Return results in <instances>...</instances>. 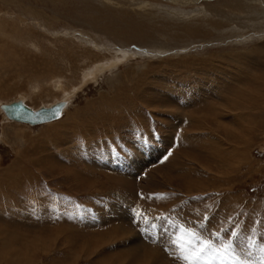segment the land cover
<instances>
[{"label":"rangeland","instance_id":"rangeland-1","mask_svg":"<svg viewBox=\"0 0 264 264\" xmlns=\"http://www.w3.org/2000/svg\"><path fill=\"white\" fill-rule=\"evenodd\" d=\"M111 1L0 0V21L6 18L0 22V105L24 98L38 109L65 95L72 99L49 125L23 126L0 115V264H185L178 246H187L189 237L181 228L204 237L235 228L238 245L248 239L264 245V109L258 119L248 112L252 121L245 123L244 105L227 88L238 85L233 75H250L255 64H262L257 74L264 82L263 58L233 59L264 50V35L246 34L245 43L229 35L239 14L229 7L238 0H191L197 4L186 7L146 0L159 10L141 14L132 0ZM162 10L183 11L186 18L173 20ZM83 35L108 41L112 54L127 47L148 55L88 79L94 65L79 43ZM182 49L185 62L172 53L160 57ZM198 64L210 67L204 72ZM146 72L151 90L145 92ZM224 124L235 129V140ZM28 242L38 247H24ZM253 253L245 259L259 264ZM198 264L217 262L205 257Z\"/></svg>","mask_w":264,"mask_h":264},{"label":"bare ground","instance_id":"bare-ground-1","mask_svg":"<svg viewBox=\"0 0 264 264\" xmlns=\"http://www.w3.org/2000/svg\"><path fill=\"white\" fill-rule=\"evenodd\" d=\"M66 1V0H65ZM98 1V0H97ZM106 1V0H105ZM108 1V0H107ZM113 1V0H112ZM111 1V2H112ZM119 1V0H118ZM154 1V0H153ZM160 1V0H159ZM164 1H166V0H164ZM168 1H170V0H168ZM171 1H173V3L175 4V5H178V6H182V7H186V6H189V5H196L197 4V1H191V0H171ZM204 1V0H203ZM56 2V1H55ZM61 2V1H60ZM86 2V1H85ZM102 2H103V0H102ZM132 2H133V5L135 6V10H134V13H137V14H141L140 12H144V13H147V9H149L150 8V10L152 11L153 9L154 10H159V7L158 6H156L155 4L153 5L152 4V2L151 1H143V2H140V1H138V0H132ZM204 2H207L206 0L204 1ZM105 3V2H104ZM172 3V4H173ZM201 3H203V2H201ZM236 3V5L235 6H233V7H231L230 5V7L229 8H231L232 9V11H233V13L235 12V11H237V13H239V14H236V17L234 16V18H233V20L231 21L230 19V22H229V24L231 23V25H229V31L230 32H228L229 33V35H231V36H233V37H235V36H239L238 38H234L235 40H240V41H242V42H244V41H247V40H249V38H251V37H261L262 36V34L264 35V0H238V1H236L235 2ZM234 3V4H235ZM55 4V3H54ZM98 4V3H97ZM113 4V3H112ZM199 4V3H198ZM103 5H105V4H103ZM111 5V4H110ZM116 5H118V4H116ZM203 5V4H202ZM223 5V4H222ZM108 6H109V4H108ZM113 6V5H112ZM218 6H219V4H218ZM100 7V6H99ZM125 7H127V6H125ZM202 7V6H201ZM205 7H207L208 9H214L215 10V8H217V6L215 7V6H213V5H209V4H205ZM221 7H223V6H221ZM102 8V7H101ZM111 8H113V7H111ZM203 8V7H202ZM93 9V8H92ZM91 9V10H92ZM98 9V8H97ZM162 9H164V8H162ZM167 9V8H166ZM175 9H177V8H175ZM196 9V8H195ZM231 9H229V10H231ZM95 10V9H94ZM102 10H103V8H102ZM130 10H132V9H130ZM149 10V11H150ZM172 10V9H171ZM178 10V9H177ZM188 10V9H187ZM194 10V9H193ZM140 11V12H139ZM162 11H164V12H166L167 14H168V17H171V19H173V20H179V18H183V17H185L186 18V15L184 14L183 15V11L182 12H177V11H166V10H162ZM181 11V10H180ZM189 11V10H188ZM197 11V10H196ZM211 11V10H210ZM220 11V10H219ZM225 11V10H224ZM88 12V11H87ZM156 12V11H155ZM197 12H201V11H197ZM213 12H216V11H213ZM33 13V12H32ZM46 13V12H45ZM149 13V12H148ZM157 13V12H156ZM192 13H193V11H192ZM194 13H196L195 11H194ZM207 13V12H206ZM231 13V12H230ZM34 14V13H33ZM99 14V13H98ZM101 14V13H100ZM103 14V13H102ZM105 14V13H104ZM152 14V13H151ZM157 14H160V13H157ZM201 14V13H200ZM205 14V13H204ZM202 15V14H201ZM205 15H207V14H205ZM4 16V15H3ZM34 16V15H33ZM54 16V15H53ZM102 16V15H101ZM132 16V15H131ZM146 16V15H145ZM147 16H148V14H147ZM154 16V15H153ZM155 16H156V14H155ZM211 16V15H210ZM18 17V16H17ZM16 17V18H17ZM21 17H23L22 15H21ZM34 17H37V18H39V16L38 15H36V16H34ZM87 17V16H86ZM104 17H106V16H104ZM115 17V16H114ZM113 17V18H114ZM128 17H129V15H128ZM142 17V16H141ZM168 17H166V18H168ZM205 16H203L202 18H204ZM222 17V16H221ZM2 18V17H1ZM47 18V17H46ZM56 18V17H55ZM55 18H47V20H49V21H51V20H54ZM88 18V17H87ZM87 18H85V19H87ZM120 18V17H119ZM140 18V17H139ZM187 18H188V16H187ZM115 19V18H114ZM129 19V18H128ZM145 19H148V17L147 18H145ZM4 20V19H3ZM3 20H1V21H3ZM5 20H6V18H5ZM4 20V21H5ZM32 20V19H31ZM36 20V19H35ZM103 20V19H102ZM108 20V19H107ZM116 20H117V18H116ZM115 20V22H117ZM144 20V19H143ZM150 20V19H149ZM181 20V19H180ZM0 21V22H1ZM9 20H7V22H8ZM200 21V20H199ZM217 21V20H216ZM6 22V21H5ZM14 22H15V19H14ZM22 22V21H21ZM108 22V21H107ZM121 22V21H120ZM197 22V21H196ZM209 22V21H208ZM9 23H10V21H9ZM24 23H28V22H26V21H24ZM31 23V22H30ZM204 23H206V22H204ZM215 23V22H214ZM10 25V24H9ZM15 26L17 25V23L15 22V24H14ZM26 25V24H25ZM43 25V24H42ZM97 25V24H96ZM104 25V24H103ZM139 25V24H138ZM196 25V24H195ZM207 25H209V24H207ZM215 25V24H214ZM14 26V27H15ZM30 26H32V25H30ZM46 26V25H45ZM45 26H43V28L45 27ZM98 26V25H97ZM102 26V25H101ZM119 26V25H118ZM173 26H175V25H173ZM178 26V25H177ZM182 26V25H181ZM201 26V25H200ZM24 27V26H23ZM39 27V26H38ZM96 27V26H95ZM95 27H94V29H95ZM127 27V26H126ZM134 27V26H133ZM199 27V26H198ZM210 27V26H209ZM97 28V27H96ZM107 28H109V27H107ZM2 29V28H1ZM17 29H18V27H17ZM92 29V28H91ZM105 29V28H104ZM115 29H117V28H115ZM141 29V28H140ZM50 30V29H49ZM69 30V29H68ZM100 30V29H99ZM108 30V29H107ZM114 30V29H113ZM119 30V29H118ZM135 30V29H134ZM56 31V30H55ZM92 31V30H91ZM103 30H101V32H102ZM222 31V30H221ZM49 32V31H48ZM105 32V31H104ZM113 32H115V31H113ZM112 32V33H113ZM131 32V31H130ZM50 33V32H49ZM121 33V32H120ZM123 33V32H122ZM127 33H128V31H127ZM127 33H126V35H127ZM187 33V32H186ZM93 34V33H92ZM95 34V33H94ZM104 34V33H103ZM106 34V33H105ZM111 34V33H110ZM248 35L249 36V38H247V37H245V35ZM63 35H65L66 36V34H64L63 33ZM81 35V34H80ZM86 35V34H85ZM96 35H98V34H96ZM113 35V34H112ZM79 36V35H78ZM95 36V35H94ZM101 36V35H100ZM99 36V37H100ZM106 36V35H105ZM121 36V35H120ZM119 36V37H120ZM231 36H229V37H231ZM251 36V37H250ZM73 37V36H72ZM229 37H226V38H224V40L225 39H227V38H229ZM81 38V37H80ZM84 38H87L86 36L84 37V35L82 36V41L80 40V42L79 43H81V44H85L84 46H86L85 47V51H87L88 53H87V55H89L90 56V58L89 59H91L92 58V60H93V68H92V70L91 71H89V74L87 75V78L88 79H90V78H95V79H97V78H99V77H101L103 74L105 75V74H107V73H105V72H108L109 73V71H111V70H115V69H117L116 67L117 66H119L121 63H124V62H126V61H128V60H130V59H133L134 57H136V56H141V57H145V56H147L148 54L147 53H143L144 51H142L141 50V53H134V52H131L130 50H133L132 48L129 50H127L126 48L127 47H125L126 45H124V47H125V49H122L121 51H113V54L111 53L112 52V48H110V47H108L109 45H106L105 43H107L106 41L104 42V44L103 43H99L100 42V40H98V38L95 36V37H91V38H89V39H84ZM109 38V37H108ZM108 38H106L107 40H108ZM115 38H116V36H115ZM121 38V37H120ZM131 38V37H130ZM223 38V37H222ZM74 39H75V37H74ZM105 39V38H104ZM110 39H111V37H110ZM144 39V38H143ZM231 39V38H230ZM230 39H229V41H230ZM86 40V41H85ZM123 40H125L124 38H123ZM122 40V41H123ZM127 40V39H126ZM125 40V41H126ZM131 40V39H130ZM77 41V40H76ZM101 41H103V40H101ZM112 41V40H111ZM117 42L118 44H123L124 42ZM74 42V41H73ZM72 42V43H73ZM113 42V41H112ZM111 42V43H112ZM239 42V41H238ZM126 43V42H125ZM127 43H128V41H127ZM241 43V42H240ZM245 43V42H244ZM256 43V42H255ZM78 45V44H77ZM123 46V45H122ZM130 46V45H129ZM128 46V47H129ZM81 47V46H80ZM120 47V46H119ZM260 47V46H259ZM262 47V46H261ZM261 47L260 48H256V49H254L253 51H251V52H249V53H244V54H236V55H234L235 57L233 58L235 61H237V63L240 61H244V60H247V61H249V60H255V61H253V62H255V63H258L259 61H261V58H263L264 59V50H261ZM115 48V47H114ZM120 48H122V47H120ZM187 48V47H186ZM263 48V47H262ZM119 49V48H118ZM141 49V48H140ZM15 51V50H14ZM160 51H163V50H160ZM176 50H172V51H170V52H166L165 54H162L160 57H162V56H167V57H171L170 56V54L169 53H172V58H174V57H181V60L180 61H183L184 59H189V57L187 56L186 57V54H183L184 52H186L184 49H182V50H178V51H176ZM180 52H182V53H180ZM240 52V51H239ZM244 52V51H243ZM106 53H109V57H106ZM163 53V52H162ZM151 54V53H150ZM149 54V55H150ZM158 54V53H157ZM157 54H153L156 58H157ZM161 54V53H160ZM234 54V53H233ZM224 55H225V53H224ZM92 56V57H91ZM231 56V55H230ZM212 57H215V55L213 54V55H211L210 57H209V59H211V60H213L214 58H212ZM227 57V56H226ZM154 58V57H153ZM155 58V59H156ZM231 59L230 60H232V56L230 57ZM196 59V58H195ZM217 59H219V57L217 58ZM221 59H223V58H221ZM221 59H219V61L221 60ZM238 59V60H237ZM91 60V61H92ZM194 60V59H193ZM198 60V59H197ZM98 61H101V63L100 62H98ZM177 61V60H176ZM204 61H206V60H202V62L203 63H205ZM224 61V60H223ZM184 62H185V60H184ZM198 62H200L199 60H198ZM201 62V63H202ZM239 62V63H240ZM252 62V63H253ZM262 62V61H261ZM207 63V62H206ZM242 63V62H241ZM208 64H211V66H212V61H211V63H208ZM208 64H198V66L200 65V66H203L204 67V69H200V71H204V70H206V69H209V67H210V65L208 66ZM244 64V63H243ZM30 66V65H29ZM253 66H254V64H253ZM260 67H262V64H255V68H252L251 69V72L252 73H250V71H249V74L250 75H242V73H239V74H235V75H233V79L235 80L234 82L236 83V82H238V85L234 88V89H230V85H228L227 86V88H228V90H230V91H228V92H232V93H234L235 94V96H237L238 98H236L237 99V101L240 103V105H244V107H243V109H244V111H246V114L245 113H243V120L245 119L246 121H245V123H249V121L251 122L252 121V119H250V117H249V115H248V112H250V111H252L253 110V114L256 116H258V112L259 111H261V110H263L264 109V107H263V103L262 102H264L263 101V98H262V90H264V89H262V88H264V86H263V84H264V82H263V79H262V77L260 76V77H258V74H257V72H258V70H260L259 68ZM247 68V67H246ZM238 69H240V68H238ZM243 69H244V67H243ZM193 70H195V69H193ZM199 71V70H198ZM238 71V70H237ZM205 72V71H204ZM209 73V72H208ZM147 76V77H146ZM149 77V73L148 72H146L145 74H143V80H145L144 81V83H143V88H146L145 89V92H146V90L147 91H149V90H151L150 89V87H148V86H150L151 85V83H147L148 81H147V78ZM86 78V77H85ZM87 78H86V80H87ZM149 79V78H148ZM90 81V80H89ZM88 82V81H87ZM207 82V81H206ZM229 83V82H228ZM227 83H225V85H226ZM162 87H164V86H162ZM223 87H225L226 88V86H223ZM223 87L222 88H220V87H218L219 88V93H220V95H222L224 98H223V100H224V102L225 103H228V100L227 99H229L228 98V96L226 95V90H224L223 89ZM205 88V87H204ZM253 88H256V89H254L255 91H253V93H252V91H251V89H253ZM58 89H60V88H58ZM202 89V88H201ZM123 90V89H122ZM216 91V90H215ZM221 91H223V93L221 92ZM77 91H75L74 93H73V95L76 93ZM148 94V93H147ZM150 94V93H149ZM72 95V94H71ZM141 95H142V93H141ZM64 97V96H63ZM149 97H150V100H151V97H152V94H150L149 95ZM264 97V96H263ZM72 98V97H71ZM137 98H138V96H137ZM129 99V98H128ZM140 99V98H139ZM70 100H72V99H70V95H65V97H64V99H61L60 101H55L54 103H52V105H48V106H44V107H41V108H38V109H36V108H32V107H30V106H28L26 103V100L24 99V98H20V99H18V100H14V101H11V102H9V103H5V104H1L0 105V115H3V119H4V121H8V122H10V123H15V124H22L23 126L24 125H27V126H32V127H34V126H40V125H49V124H51V123H53V122H56V121H58L60 118H61V116L63 115V113L65 112V111H67V108H69L68 106H69V104H70ZM109 100V99H108ZM112 100V99H111ZM130 100V99H129ZM134 101L135 100H137V99H133ZM107 101V100H106ZM126 101V100H125ZM128 101V100H127ZM204 101V100H203ZM14 102H21L26 108H28L31 112H34V113H36L37 111H39V110H41V109H49V108H51V107H53V106H55V105H57V104H59V103H62L63 104V106H62V111H61V115H60V117L58 118V119H56V120H53V121H50V122H47V123H43V124H39V125H30V124H26V123H21V122H18V121H14V120H11L9 117H8V115L6 114V112H5V109H4V106H6V105H9V104H12V103H14ZM109 102V101H108ZM124 102V101H123ZM136 102V101H135ZM113 103V102H112ZM125 103V102H124ZM129 103V102H128ZM165 103V102H164ZM262 103V104H261ZM131 104V103H130ZM142 104V103H141ZM144 104V103H143ZM157 104V103H156ZM202 104V103H201ZM234 104V103H233ZM109 105V104H108ZM135 105V104H134ZM153 105H155L154 104V102H153ZM237 106H239L238 104H236ZM161 106V105H160ZM156 107V106H155ZM161 107H164V108H169V105L168 104H164L163 106H161ZM213 107V106H212ZM215 107V106H214ZM177 108V107H176ZM218 111L220 110L218 107H215ZM152 109H153V107H152ZM135 110V109H134ZM241 111V110H240ZM173 113L175 112V111H172ZM219 114V113H218ZM191 116V115H190ZM204 116V115H203ZM220 116H221V114H220ZM257 116L255 117V118H257ZM196 117V116H195ZM194 116H193V122H194V125L195 124H199L200 122H198V121H196L197 119L195 118ZM223 117V116H222ZM236 118V117H235ZM258 119V118H257ZM212 120V119H211ZM237 120H239V118L237 119ZM207 121V120H206ZM220 121H222V120H220ZM241 121V120H240ZM254 121V120H253ZM204 122V121H203ZM202 122V123H203ZM206 123V122H205ZM220 123V122H219ZM221 123H223V122H221ZM201 124V123H200ZM240 128H242L241 129V134L243 135V137H245V135H247L246 134V126L247 125H245L244 126V123L241 121V122H239V123H236ZM235 124V125H236ZM203 125V124H202ZM221 125V124H220ZM219 125V126H220ZM170 126V125H169ZM204 126V125H203ZM202 126V127H203ZM222 129H223V131H224V133H227V134H230L231 135V139H233V140H235L236 138H234V136H232V132H234L235 131V129L233 128H231L229 125H223L222 127H221ZM211 131V130H210ZM220 131V130H219ZM239 133V132H238ZM86 137H89V133L88 132H86ZM252 137V136H251ZM230 138V137H229ZM249 138H250V136H249ZM229 140V139H228ZM238 141V140H237ZM245 141V140H244ZM252 141V140H251ZM233 142V141H232ZM220 141L219 142H216L215 141V144H217V145H219L220 146ZM241 144H243V143H241ZM250 144V143H249ZM223 145V144H222ZM224 146V145H223ZM222 147V146H221ZM225 147V146H224ZM246 147V146H245ZM244 147V149H246ZM250 147V146H249ZM220 148V147H219ZM240 148V147H239ZM224 149V148H223ZM236 149H238V148H236ZM240 150V149H239ZM239 150H237V151H239ZM235 152H236V150H235ZM240 152H241V150H240ZM219 153H221V152H219ZM229 152L228 151H226V149H224V150H222V157H224L225 158V156H224V154L228 157V154ZM233 154V153H232ZM236 154V153H235ZM232 156V155H231ZM238 157V156H237ZM217 158H219V157H217ZM234 158H236V157H234ZM220 159V158H219ZM227 160H228V158H226ZM224 161H226V160H224ZM137 168V167H136ZM0 188H3V179L1 178L0 179ZM3 216V215H2ZM122 229V228H121ZM2 230V229H1ZM122 231H124V230H120V232H122ZM124 233H126V232H124ZM1 235V234H0ZM112 235V234H111ZM116 235V234H115ZM3 236V235H2ZM2 237H0V239H1ZM2 241V240H1ZM5 241H6V244L7 245H9V246H12V245H15L16 244V242L15 241H13L12 239H6L5 238ZM33 241L35 242V243H37V244H41L40 242H38L39 240L38 239H33ZM138 242V241H137ZM1 243H3V242H1ZM139 243H141V242H139ZM37 244H32V242H28L27 244H25L24 245V247H28L29 248V245H30V247L31 246H33V247H38V245ZM3 246V245H2ZM17 247V246H16ZM135 248V250H137V251H141V245L140 244H136L135 246H134ZM19 250V249H18ZM16 252V251H15ZM18 252H21V250L20 251H18ZM132 254L135 252V251H130ZM3 253V252H2ZM13 253V252H12ZM29 253V252H28ZM3 256V255H2ZM31 256V255H30ZM19 257V256H18ZM153 257V256H152ZM151 258V257H150ZM1 261V260H0ZM146 261V260H145ZM144 262V261H143ZM149 262H153L152 260L151 261H149ZM15 263V262H14ZM23 264V263H22ZM144 264V263H143Z\"/></svg>","mask_w":264,"mask_h":264},{"label":"snow or ice","instance_id":"snow-or-ice-1","mask_svg":"<svg viewBox=\"0 0 264 264\" xmlns=\"http://www.w3.org/2000/svg\"><path fill=\"white\" fill-rule=\"evenodd\" d=\"M181 231L189 237L187 246L183 243L178 246L180 250L178 259L183 260L185 264H198L205 257L217 264H254L253 261L245 259L254 255V248L259 253L257 256L259 264H264V245L257 248L250 239L238 245L236 239L239 237L235 228L227 235L210 233V237L183 228Z\"/></svg>","mask_w":264,"mask_h":264},{"label":"water","instance_id":"water-1","mask_svg":"<svg viewBox=\"0 0 264 264\" xmlns=\"http://www.w3.org/2000/svg\"><path fill=\"white\" fill-rule=\"evenodd\" d=\"M62 103H59L49 109H41L36 113L31 112L21 102H14L4 106L5 112L11 120L26 123L30 125H39L56 120L60 117ZM55 113V115H53Z\"/></svg>","mask_w":264,"mask_h":264}]
</instances>
